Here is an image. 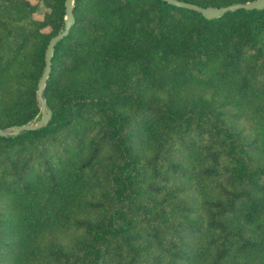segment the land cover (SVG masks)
I'll return each mask as SVG.
<instances>
[{"label": "trees", "instance_id": "1", "mask_svg": "<svg viewBox=\"0 0 264 264\" xmlns=\"http://www.w3.org/2000/svg\"><path fill=\"white\" fill-rule=\"evenodd\" d=\"M65 3L0 0V128L41 118ZM73 12L44 88L51 121L0 136V264H264V9Z\"/></svg>", "mask_w": 264, "mask_h": 264}, {"label": "water", "instance_id": "2", "mask_svg": "<svg viewBox=\"0 0 264 264\" xmlns=\"http://www.w3.org/2000/svg\"><path fill=\"white\" fill-rule=\"evenodd\" d=\"M173 6L193 10L201 13L206 19L214 20L223 17L229 12H236L238 10H262L264 9V0H255L247 3L232 4L225 7H201L188 2L179 0H163ZM74 4L75 0H66L65 11L66 19L65 26L62 32L54 36L48 43L45 57V67L42 77L38 83L37 98L41 109V118L36 123H27L16 128L3 129L0 128L1 137H14L20 135L25 131H34L42 128L51 121L52 111L47 105V101L43 96L44 88L52 70V58L57 43L64 39L70 32L72 26L75 24L74 17Z\"/></svg>", "mask_w": 264, "mask_h": 264}, {"label": "rangeland", "instance_id": "3", "mask_svg": "<svg viewBox=\"0 0 264 264\" xmlns=\"http://www.w3.org/2000/svg\"><path fill=\"white\" fill-rule=\"evenodd\" d=\"M31 1L35 2L36 0H31Z\"/></svg>", "mask_w": 264, "mask_h": 264}]
</instances>
